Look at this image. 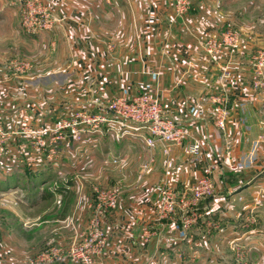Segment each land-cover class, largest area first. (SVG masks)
<instances>
[{"label":"crops","instance_id":"obj_1","mask_svg":"<svg viewBox=\"0 0 264 264\" xmlns=\"http://www.w3.org/2000/svg\"><path fill=\"white\" fill-rule=\"evenodd\" d=\"M52 1L61 20L52 30L37 34L36 40L26 41L44 44L46 38L54 39L61 57L52 65L73 69L70 84L89 85L87 92L91 94L83 108L104 112V100L145 91L158 97L164 113L187 133L183 144L171 146L167 153L161 143L146 145L143 128L111 120L82 141L68 137L59 142L53 170L77 171L86 165L92 177L100 172L97 176L101 180L119 187L116 206L102 215L107 245L99 264H229L227 244L235 240L246 244L253 261L264 264V144L255 143L264 132V89L251 86L257 36L246 27L241 29L233 54L225 47L207 53L205 41L216 37L220 26L207 21L206 12L200 10L201 0H193L194 9L182 15L174 12L172 0ZM260 48L264 55L263 42ZM223 69L229 70L228 77H221ZM10 84L0 82V87L7 89L5 94L11 92ZM222 102L227 116L224 128L219 129L214 121ZM42 109L8 107L6 127L13 129L19 116L31 114L42 117L34 120L39 126L57 110ZM11 138L10 153L3 158L6 172L0 175L11 173L13 159H26L29 169L42 170L44 157L31 150L29 137ZM191 138L202 144L197 158L186 151ZM17 147L23 157L15 154ZM114 158L117 163H110ZM217 159L222 163L214 175L215 191L198 203L196 223L182 229L178 211L160 219L156 212L160 188L167 185L176 196L188 195L203 166ZM144 164L146 168H142ZM70 194L65 193L68 198ZM253 196H259L260 222L257 229L247 230L240 220L253 208ZM88 201L80 206V212L91 213ZM67 203L68 199L65 211ZM38 206L33 203L23 211ZM77 208V204L69 208L74 227L83 228L87 218L84 220L81 213L78 216ZM210 222L215 225L211 227ZM143 229L149 231L146 238L141 235ZM71 234L64 228L57 232V242L66 243ZM3 242L1 239L0 264H11V259L25 254L24 248L14 244L5 247Z\"/></svg>","mask_w":264,"mask_h":264},{"label":"rangeland","instance_id":"obj_2","mask_svg":"<svg viewBox=\"0 0 264 264\" xmlns=\"http://www.w3.org/2000/svg\"><path fill=\"white\" fill-rule=\"evenodd\" d=\"M201 1L202 6L200 7V10L206 12L207 17H209L207 18V21L211 23L218 22L220 26L218 35L216 37L208 38L205 41V44L208 41L220 38L227 32H234L238 37V46L239 38L241 36V29H245L247 27L246 29H249V31L252 30L253 35H255V37L257 36V40L254 42L255 52L253 54V58L259 53H262L260 46L262 45V42L264 43V0ZM55 7L56 6L52 0H0V82H11L9 87L12 88L11 92H13L11 94V92L9 93L8 90V94H5L7 92L5 91V86L0 87V131L4 134L6 140V149L2 154H0V173L6 172V165L4 164L6 159L3 158L10 153L9 151L12 136H28L31 150L40 154L42 157H44L43 160H45L42 170L35 171L32 170V168L29 169L26 159L10 160V163H12L11 167L13 168L11 169L12 171L10 170L11 173L8 176L15 177L17 180V186L9 187L1 184L0 182V241L1 239H4L5 242H7H3V246L5 247H9L14 244V246L17 248L25 249V254L23 256L21 255L22 258L11 259L9 261L11 264H27L31 262L32 259L36 258L41 251L49 246L58 248L65 259L63 261H52L44 264H81L80 262H73L68 258L66 254L68 248L74 237H82L86 235V232H88L89 220L91 219L92 215H94L95 209L98 207V201L96 199L97 193L103 190H114L118 195V201L119 187L115 184H108L107 182L101 180V176H97L101 174L100 172L95 173V176L92 177L91 174L93 172H91V168L86 167V165L82 166V168L77 171L53 170L54 159L56 160L59 157L58 144L60 141L65 140L68 137L82 141L86 134L99 132L102 126L110 120L119 123L134 124L131 121L117 117L111 111L106 110V107H110L122 96L128 99L126 101L131 102L132 98L139 93L152 95L145 91L138 92L130 96L125 94L115 95L104 100L102 103L104 106V112L101 109L96 110L93 108H83L88 102L86 101L88 95L91 94V92H87L89 85L70 84L69 78L73 77L74 75L73 69L69 67L58 68L52 65L55 59L57 60L61 57V53H59L57 50L59 45L55 43L54 39L46 38L47 40H45L44 44H38L35 41V44H32L31 42L26 41L27 39L36 40L37 34L43 31L52 30L56 23L61 20L54 12ZM194 7L195 6L191 5L188 11L193 10ZM6 14L8 16L7 18L5 17ZM217 15H220V21H217ZM65 54L68 55L69 53L65 52L64 55ZM67 58L69 57L67 56ZM224 71L229 72L228 69H223L222 73ZM253 75L254 70L252 67V77ZM251 86L256 90L264 89V87L254 88L252 83ZM156 98L158 99V97ZM158 102L160 103L159 99ZM27 105L32 109L45 108V111H48V109L57 108V110L54 111V114H52L54 116H46L48 121L43 122L41 125L39 124V126H35L36 121L34 122V120L38 118L41 119L42 117L31 114L26 117L19 116L17 123L15 121L16 126L13 127V129L7 128L6 116L9 114L7 108L10 107L13 109H20L22 107H27ZM224 105L227 111V106L225 103ZM66 108L71 110L62 115L59 114ZM87 114L99 115L100 117H104L105 120L92 130L90 129V126L87 127L83 123L79 124L77 126L78 129L76 128L77 134L75 135V138L69 130H66L64 132V139L58 141L55 145L49 146L48 143L50 142L53 133H43V130L51 129L53 124L58 119L65 118L71 120L75 117V115L85 116ZM80 116H78L77 119H80ZM25 118L31 120L27 121ZM52 149L54 152H49ZM15 154H20V157H23L22 150H20L18 147L15 149ZM63 159L68 158L63 156ZM114 159L109 160L110 163H113L112 161ZM116 163L117 159L115 164ZM221 163L222 159H217L214 162L208 163L216 164V168L213 170L211 175L213 182L212 195L214 194L216 186L214 175L216 171H219ZM205 166H203V168ZM46 171L49 172V176L40 180L38 177L39 173ZM5 178H7V176L0 175V181H6ZM35 178H38L39 180ZM231 181L235 180L232 179ZM192 186L189 189L188 195H185L187 199H190V190ZM232 186L236 187L237 185L235 183L232 184ZM64 188L65 190H62V192L57 191V189ZM43 189L51 192V195L48 199H40L41 192L34 194V196H26L30 190H36L37 192ZM65 191L71 193L68 198V203L66 204V211L64 210L65 203L63 199V196L66 193ZM160 191L156 209L157 216L159 218V209L161 205ZM182 197L184 196H176L173 194V198L177 204H179V199ZM258 198L259 196H253L250 199L253 203V208L251 207L248 213L245 212L240 220L242 221L241 226L244 229H257L259 225L260 214L257 210V205L259 203ZM86 199L87 201L89 200L88 205H90L91 211L89 214L84 210L81 212L79 211L80 206H82ZM241 199V197H238V200ZM203 200L205 199L200 201ZM199 202L192 204L191 211L195 214L196 220L189 228H191L199 219V213L196 210ZM33 203L37 205L40 204V206L34 208L33 211L30 212L23 211L25 206ZM75 204L78 205L76 214L78 215L81 213L84 220L87 218L86 226L83 228H78L76 225L74 227L73 217L71 215L72 212L69 208H72ZM111 209H107L106 211ZM176 211H178L179 216H181L182 209L179 205L176 206L174 213ZM104 212L99 215L100 227L105 236L104 244L101 250L93 257L94 264H99V259L105 252L107 245L106 232L101 221ZM172 215L170 214V216ZM162 218H164V216H162L160 219ZM23 220H26L24 225L22 224ZM213 225H215L214 222H210V226L213 227ZM64 228L72 231L71 237L68 239V241H66V243H58L56 234L57 232L64 230ZM148 233V229H143L141 235L143 238H146ZM9 239H11V242ZM8 242L12 244H9ZM21 242L24 244L23 247H21ZM227 252L229 264H255L256 262V264H261V261H253L250 258L248 248L242 241L240 242L235 240L228 243ZM193 253L195 252L193 251Z\"/></svg>","mask_w":264,"mask_h":264},{"label":"built area","instance_id":"obj_3","mask_svg":"<svg viewBox=\"0 0 264 264\" xmlns=\"http://www.w3.org/2000/svg\"><path fill=\"white\" fill-rule=\"evenodd\" d=\"M106 3H111L116 0H104ZM174 11L177 15L186 13L192 5L193 0H172ZM238 42L237 34L234 32H227L220 38L208 41L205 44L206 52L212 54L221 51L225 47L230 54L235 52ZM252 67L254 75L252 77V84L254 88L264 87V55L259 53L253 58ZM229 72L224 71L222 78L228 77ZM126 97L122 96L115 101L110 107H106V110L111 111L117 117L133 122L136 127L144 129V142L148 146H152L158 142L163 145V152L167 153L169 148L174 145H182L187 133L184 129L171 117L167 116L158 99L152 95L139 93L132 98L131 102ZM75 115L70 119H58L51 129H45L44 132L53 133L49 146L57 144L58 141L64 139V132L69 130L73 137L77 134V126L79 124H85L90 126V129L96 128L100 125L105 118L99 115ZM227 111L224 103H221L216 110L215 125L219 129H223L225 126V119ZM77 128V129H76ZM256 144H264V132L260 133L255 141ZM45 145V143H44ZM6 149V140L4 134L0 131V154ZM186 151L192 158H197L202 152V144L196 138H191L187 144ZM49 152H54L53 149ZM50 158V157H49ZM50 160V159H49ZM116 162V159L112 161ZM147 164H144L142 168H146ZM216 168V164H208L202 170L201 176L197 179L195 184L190 190V199L182 197L177 204L173 198V192L169 186H163L160 191L161 205L159 209L160 218L169 217L175 211L177 205L182 209L180 216V226L182 229L187 230L196 220V216L192 213V204L199 202L202 199H207L212 196L213 182L211 175ZM117 193L112 190H103L98 192L96 199L98 201V207L95 209L94 215L89 220L88 232L82 237H74L72 240L67 256L73 262H80L81 264H94L93 257L98 253L104 244V233L100 227L99 215H101L107 209L114 208L117 202ZM256 200V199H255ZM59 202V200H58ZM65 258L61 254L60 250L56 247H46L39 255L32 259L27 264H44L52 261H63Z\"/></svg>","mask_w":264,"mask_h":264},{"label":"trees","instance_id":"obj_4","mask_svg":"<svg viewBox=\"0 0 264 264\" xmlns=\"http://www.w3.org/2000/svg\"><path fill=\"white\" fill-rule=\"evenodd\" d=\"M48 176H49V172L46 171V172H40L38 177H39L40 180H42V178H44V177L47 178ZM35 179L39 180L38 178H35ZM5 180L6 181H3V180L0 181L1 184H4V185L9 186V187H11V186H17V180L15 179L14 176L13 177L7 176V178H5ZM58 188H60V187H58ZM64 189H57V191H61V190H64ZM39 192H41L40 193L41 199H48L50 197V195H51V192L50 191L43 189V190L37 191V192H36V190H30L27 193L26 196H34V194H37ZM63 199H64V203H66L67 202V199H68V196L64 195L63 196Z\"/></svg>","mask_w":264,"mask_h":264}]
</instances>
